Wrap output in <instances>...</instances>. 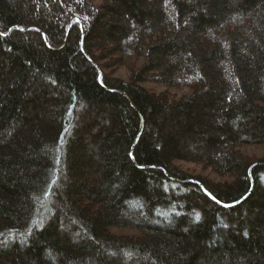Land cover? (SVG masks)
<instances>
[{
    "label": "trees",
    "instance_id": "obj_1",
    "mask_svg": "<svg viewBox=\"0 0 264 264\" xmlns=\"http://www.w3.org/2000/svg\"><path fill=\"white\" fill-rule=\"evenodd\" d=\"M259 144L264 0H0V264H264Z\"/></svg>",
    "mask_w": 264,
    "mask_h": 264
},
{
    "label": "rangeland",
    "instance_id": "obj_2",
    "mask_svg": "<svg viewBox=\"0 0 264 264\" xmlns=\"http://www.w3.org/2000/svg\"><path fill=\"white\" fill-rule=\"evenodd\" d=\"M141 61L142 60L140 59L139 63ZM113 75L120 77L123 80H128L129 72L124 66H121L113 72ZM140 85L146 88L147 90L153 91V92H161V91L167 90L173 97H179L183 94H188L191 91L189 87L170 88V87L160 85L157 83H153V82H142L140 83ZM241 149L245 154L251 156L252 158H255V157L260 156L264 152V144L245 145ZM174 164L178 166L180 169L186 171L187 173H190L193 175H202L214 181H224V180L229 179V176L218 175L212 172L208 168L207 169L203 168L199 164L186 162V161H180V160L174 161ZM110 231L115 234H132L135 232V230L131 228H117V227H111Z\"/></svg>",
    "mask_w": 264,
    "mask_h": 264
},
{
    "label": "water",
    "instance_id": "obj_3",
    "mask_svg": "<svg viewBox=\"0 0 264 264\" xmlns=\"http://www.w3.org/2000/svg\"><path fill=\"white\" fill-rule=\"evenodd\" d=\"M98 80H99V77H98ZM116 91H118L119 93H121V94H123V95H125L122 91H120V90H116ZM140 119H141V122H140V128H139V132H138V134H137V138H138V136H139V134H140V132H141V130H142V127H143V118H142V116H140ZM136 138V139H137ZM136 141V140H135ZM166 174V173H165ZM185 181H194V182H196L198 185H199V187L201 188V190L206 194V195H208L209 197H212V195L209 193V191L208 190H206V188L202 185V184H200L199 182H197V181H195L194 179H192V178H190V179H187V180H185ZM210 194V195H209ZM239 201V200H238ZM237 202V201H236ZM236 202H233V203H228L229 205H231V204H236ZM222 205H225V204H222Z\"/></svg>",
    "mask_w": 264,
    "mask_h": 264
},
{
    "label": "snow or ice",
    "instance_id": "obj_4",
    "mask_svg": "<svg viewBox=\"0 0 264 264\" xmlns=\"http://www.w3.org/2000/svg\"><path fill=\"white\" fill-rule=\"evenodd\" d=\"M129 155H131V153L129 154ZM210 195V194H209ZM213 200H215L216 198L215 197H211ZM236 203H239V201H237ZM235 206V204H231V205H229V204H225V205H223V207H226V208H232V207H234ZM197 219H199V217H197Z\"/></svg>",
    "mask_w": 264,
    "mask_h": 264
},
{
    "label": "bare ground",
    "instance_id": "obj_5",
    "mask_svg": "<svg viewBox=\"0 0 264 264\" xmlns=\"http://www.w3.org/2000/svg\"><path fill=\"white\" fill-rule=\"evenodd\" d=\"M100 79V78H99ZM196 181V180H195ZM192 182V181H191ZM194 182V181H193ZM198 182V181H197ZM196 183V182H195ZM197 184V183H196ZM201 184V183H200ZM198 185V184H197ZM199 186V185H198Z\"/></svg>",
    "mask_w": 264,
    "mask_h": 264
}]
</instances>
